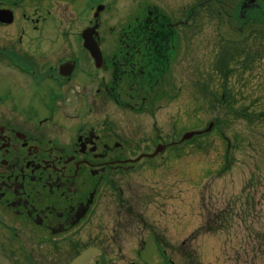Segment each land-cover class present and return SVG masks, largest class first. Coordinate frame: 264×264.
<instances>
[{
	"label": "flooded vegetation",
	"instance_id": "af4514ba",
	"mask_svg": "<svg viewBox=\"0 0 264 264\" xmlns=\"http://www.w3.org/2000/svg\"><path fill=\"white\" fill-rule=\"evenodd\" d=\"M217 2L228 69L264 44V0ZM210 4H198L207 21ZM0 10L13 15L11 23L0 16V256L6 255L4 264H69L93 245L101 255L91 264H99L105 254L99 235L95 244L80 248L82 232L72 230L97 222L99 207L124 193L116 180L136 164L115 128L114 107L154 115L167 79L174 88L185 72L194 75L199 52L194 1L170 9L146 2L134 22L119 28L112 50L95 19L84 28L99 23L95 54L85 46L84 29L74 40L51 45L44 26L50 13L38 6L0 0ZM27 26L38 32L37 41L27 36ZM77 49L84 53L80 61L74 57ZM100 111L106 112L104 120L93 121ZM151 126L157 137L155 122ZM52 128L58 136H50ZM118 205L124 207L122 201ZM70 234L75 248L67 247Z\"/></svg>",
	"mask_w": 264,
	"mask_h": 264
},
{
	"label": "rangeland",
	"instance_id": "374dc122",
	"mask_svg": "<svg viewBox=\"0 0 264 264\" xmlns=\"http://www.w3.org/2000/svg\"><path fill=\"white\" fill-rule=\"evenodd\" d=\"M17 2L22 8L38 6L50 13L44 26L55 47L62 40H74L95 21L94 12L101 3L105 8L98 17L99 32L105 47L112 50L119 28L134 22L146 2L170 9L190 0ZM213 17L207 21L202 11L195 14L194 40L199 52L195 53L194 75L189 78L185 72L174 88L168 78V85L158 92L161 106L154 115L114 107L115 128L128 142L126 156L151 153L159 143L168 146L119 176L116 189L124 193L116 190L120 198L117 195L108 207H99L97 222L72 230L82 232L80 248L95 244L96 234L105 238L98 239L105 249L99 264H264V44L254 48L252 56L238 57L227 69V50L219 60L223 38L219 21ZM28 29L27 36L37 41L38 32ZM74 55L80 61L84 53L77 49ZM224 90L229 96L223 102ZM50 112L48 108L44 114ZM105 116L100 111L92 120ZM154 122L157 137L151 126ZM210 122L214 123L210 131L181 143L186 130L203 129ZM53 129L50 136H58ZM121 201L124 207L118 208ZM206 220L213 233L197 235L198 226ZM74 235L67 239V247H76ZM37 241L35 237V247ZM109 248L114 250L109 252Z\"/></svg>",
	"mask_w": 264,
	"mask_h": 264
},
{
	"label": "water",
	"instance_id": "95a60500",
	"mask_svg": "<svg viewBox=\"0 0 264 264\" xmlns=\"http://www.w3.org/2000/svg\"><path fill=\"white\" fill-rule=\"evenodd\" d=\"M104 9L103 5L98 6L97 11L95 13V16L97 17L99 12L101 10ZM1 17H6L5 18V22L10 23L12 22V14H6L5 16H2V14H0ZM98 27V25H95L94 27L88 28L83 32V38L85 41V45L86 47L92 52V54H95L96 52H98V47L95 44V40L94 37H92L94 31L96 30V28ZM212 127V124H210V126L208 127L207 130H210ZM199 132H187L183 137L182 140H186L191 138L193 135L197 134ZM165 145L159 144L156 146L155 151L152 154H148L146 156L148 157H154L160 153H162L165 149ZM144 155L139 156L137 159H135V161L140 160ZM100 254V250L98 248L95 247H89L85 250H83L78 256H76L71 262L70 264H90L92 259L97 257Z\"/></svg>",
	"mask_w": 264,
	"mask_h": 264
},
{
	"label": "trees",
	"instance_id": "16d2710c",
	"mask_svg": "<svg viewBox=\"0 0 264 264\" xmlns=\"http://www.w3.org/2000/svg\"><path fill=\"white\" fill-rule=\"evenodd\" d=\"M218 230V228H217ZM222 230V229H220ZM213 229L211 227V222H207V220L201 224V226L199 227V229L197 230V234H201V233H213Z\"/></svg>",
	"mask_w": 264,
	"mask_h": 264
}]
</instances>
